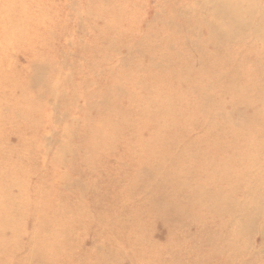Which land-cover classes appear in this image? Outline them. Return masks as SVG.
Returning a JSON list of instances; mask_svg holds the SVG:
<instances>
[{"label": "rangeland", "instance_id": "obj_1", "mask_svg": "<svg viewBox=\"0 0 264 264\" xmlns=\"http://www.w3.org/2000/svg\"><path fill=\"white\" fill-rule=\"evenodd\" d=\"M218 1L0 0V264H264V0Z\"/></svg>", "mask_w": 264, "mask_h": 264}, {"label": "bare ground", "instance_id": "obj_2", "mask_svg": "<svg viewBox=\"0 0 264 264\" xmlns=\"http://www.w3.org/2000/svg\"><path fill=\"white\" fill-rule=\"evenodd\" d=\"M245 2L246 1L243 0L242 3H244L246 5ZM217 3L218 4L215 5V7H214L216 13L221 14L224 18H226V21L227 22L229 21V24H227V25L230 26L229 27L230 30L225 31V32H221V35L226 36V35H229L230 33L239 34V32H241V30H244L245 28L249 27L250 25L252 26V24H250V22L246 18L247 14H244V13H247V9L252 10L253 8H250V7L249 8H243V15L245 16L244 17L241 13L240 5L238 4V3H240L239 1L237 2L235 0H220ZM238 15H240V16H238ZM258 26L259 27H256V28H258V30L260 32H263L264 31V24L260 23V24H258ZM263 212H264V210H263ZM258 222H259L258 218L254 217V216H250L249 219H247V226H249L252 229H255ZM259 233L262 235V238L264 240V224L260 228ZM249 240H251V239H249Z\"/></svg>", "mask_w": 264, "mask_h": 264}]
</instances>
